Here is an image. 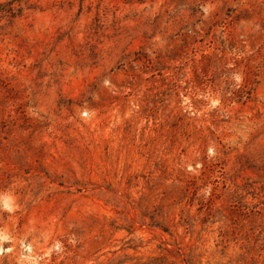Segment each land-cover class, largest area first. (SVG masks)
Returning a JSON list of instances; mask_svg holds the SVG:
<instances>
[{"label": "rangeland", "instance_id": "rangeland-1", "mask_svg": "<svg viewBox=\"0 0 264 264\" xmlns=\"http://www.w3.org/2000/svg\"><path fill=\"white\" fill-rule=\"evenodd\" d=\"M0 264H264V0H0Z\"/></svg>", "mask_w": 264, "mask_h": 264}]
</instances>
